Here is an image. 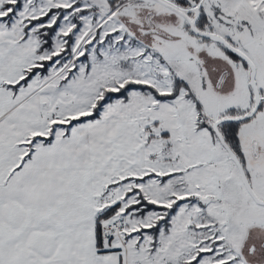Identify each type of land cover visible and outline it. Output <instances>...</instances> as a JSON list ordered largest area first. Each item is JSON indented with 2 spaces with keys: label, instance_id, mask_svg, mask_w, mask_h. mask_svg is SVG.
Listing matches in <instances>:
<instances>
[{
  "label": "snow or ice",
  "instance_id": "1",
  "mask_svg": "<svg viewBox=\"0 0 264 264\" xmlns=\"http://www.w3.org/2000/svg\"><path fill=\"white\" fill-rule=\"evenodd\" d=\"M0 264H264V0H0Z\"/></svg>",
  "mask_w": 264,
  "mask_h": 264
}]
</instances>
